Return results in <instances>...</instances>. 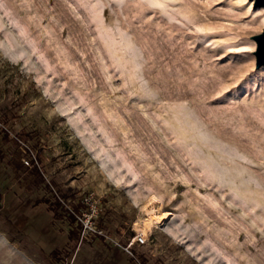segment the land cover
I'll return each mask as SVG.
<instances>
[{
	"label": "rangeland",
	"instance_id": "rangeland-1",
	"mask_svg": "<svg viewBox=\"0 0 264 264\" xmlns=\"http://www.w3.org/2000/svg\"><path fill=\"white\" fill-rule=\"evenodd\" d=\"M263 28L254 0H0V264H264Z\"/></svg>",
	"mask_w": 264,
	"mask_h": 264
},
{
	"label": "water",
	"instance_id": "water-1",
	"mask_svg": "<svg viewBox=\"0 0 264 264\" xmlns=\"http://www.w3.org/2000/svg\"><path fill=\"white\" fill-rule=\"evenodd\" d=\"M257 5L263 6L264 0H254V7ZM250 38L256 41V67H259L264 64V28L259 34Z\"/></svg>",
	"mask_w": 264,
	"mask_h": 264
},
{
	"label": "trees",
	"instance_id": "trees-1",
	"mask_svg": "<svg viewBox=\"0 0 264 264\" xmlns=\"http://www.w3.org/2000/svg\"><path fill=\"white\" fill-rule=\"evenodd\" d=\"M18 159H19L18 162L11 161V164L14 165L17 169L20 168L22 165H24L23 162H21L20 157H18ZM32 162H33V161H32ZM34 170H35V172H36L37 174L40 175V172H39V170L37 169V166H35V165H34ZM41 178H42V176H41ZM62 204H63V203H62L61 198L58 197V198L56 199V205L58 206V205H62ZM83 206H85L84 203H83V202H80L78 206H75V207L72 209V212H73V213H72V212L69 213L70 216H71V219H72V220H76V219H77V216L81 214L80 207H83Z\"/></svg>",
	"mask_w": 264,
	"mask_h": 264
},
{
	"label": "bare ground",
	"instance_id": "bare-ground-1",
	"mask_svg": "<svg viewBox=\"0 0 264 264\" xmlns=\"http://www.w3.org/2000/svg\"><path fill=\"white\" fill-rule=\"evenodd\" d=\"M164 214L166 215V213H164ZM161 216H162V215H161ZM161 216H160V217H161ZM155 219L159 220L158 216L155 217ZM155 219H153V217H152V221L155 220ZM149 225H150V224H149ZM139 230L146 234V233H147V226H146V227H145V226H139Z\"/></svg>",
	"mask_w": 264,
	"mask_h": 264
},
{
	"label": "built area",
	"instance_id": "built-area-1",
	"mask_svg": "<svg viewBox=\"0 0 264 264\" xmlns=\"http://www.w3.org/2000/svg\"><path fill=\"white\" fill-rule=\"evenodd\" d=\"M81 202L84 203V201H81ZM84 205H85V203H84ZM81 213H82V212H81ZM78 216H79V215H78ZM88 226H89V225H88ZM89 227L91 228V226H89ZM137 241L143 243V242L145 241V239H144L143 237H141V236H138Z\"/></svg>",
	"mask_w": 264,
	"mask_h": 264
}]
</instances>
